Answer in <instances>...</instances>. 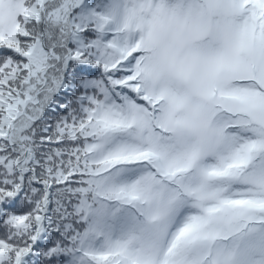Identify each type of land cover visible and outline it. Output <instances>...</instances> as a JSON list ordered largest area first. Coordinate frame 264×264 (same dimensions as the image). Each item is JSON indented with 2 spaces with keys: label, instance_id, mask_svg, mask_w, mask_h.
Returning a JSON list of instances; mask_svg holds the SVG:
<instances>
[{
  "label": "snow or ice",
  "instance_id": "1",
  "mask_svg": "<svg viewBox=\"0 0 264 264\" xmlns=\"http://www.w3.org/2000/svg\"><path fill=\"white\" fill-rule=\"evenodd\" d=\"M0 264H264V0H0Z\"/></svg>",
  "mask_w": 264,
  "mask_h": 264
}]
</instances>
